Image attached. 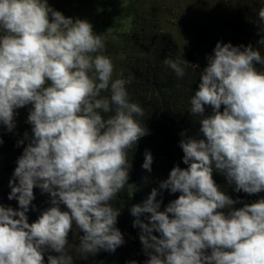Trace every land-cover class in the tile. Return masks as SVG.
<instances>
[{
    "label": "clouds",
    "instance_id": "clouds-1",
    "mask_svg": "<svg viewBox=\"0 0 264 264\" xmlns=\"http://www.w3.org/2000/svg\"><path fill=\"white\" fill-rule=\"evenodd\" d=\"M258 17L264 22V7ZM104 48L88 20L65 17L48 0H0V125L12 132L16 110L31 105V135L24 133L8 196L19 209L0 204V264H45V254L47 264H74L67 239L74 227L83 257L126 242L112 202L130 185L128 152L148 130L135 118L144 112L129 101L130 80L113 79ZM207 61L190 99L199 133L179 142L187 167L175 165L130 208L143 264H264V198L233 199L212 175L214 166L236 192L264 191V70L257 68L264 57L251 44L217 42ZM164 64L185 75L179 61ZM152 163L146 151L142 167L151 172ZM35 188L50 206L29 223ZM162 190L179 193L163 210Z\"/></svg>",
    "mask_w": 264,
    "mask_h": 264
},
{
    "label": "trees",
    "instance_id": "trees-1",
    "mask_svg": "<svg viewBox=\"0 0 264 264\" xmlns=\"http://www.w3.org/2000/svg\"><path fill=\"white\" fill-rule=\"evenodd\" d=\"M229 8L227 21L223 24L219 34L197 35L194 38V49L198 56L192 63L181 61V51L169 34L159 30L140 29L131 32L126 45L131 49L126 53L120 63L122 71L118 78L129 79L126 85L129 101L138 104L144 115L135 117L141 126L146 127L148 134L141 137L136 145L128 152V159L132 167L129 172L130 185L118 194L112 202L114 207L121 209L117 219V228L124 234L125 244L117 248L115 252L101 250L95 256H80L75 251L78 245L79 230L73 228L68 235V241L73 255L74 264H127L135 260L138 264L148 258L142 249L139 240L141 229L133 226L136 219L130 214L133 205H143L152 188H158L159 182L167 179L171 169L183 164V150L179 142L186 137L197 136L199 133V120L201 117L192 116L190 112V99L198 89L200 83V71L207 66V57L214 54L217 42L231 43L234 46L251 44L260 51L264 57V44L258 42L264 38V22L258 17L259 10L264 7V0H226ZM179 61L185 69V75L177 77L175 72L164 64V60ZM197 65L198 67H194ZM264 70V66L257 65ZM122 74V76H121ZM109 95V93H102ZM31 105L25 106L23 114L19 115L16 132H4L0 139V204L19 209L17 199L9 200L11 192L10 180H14V170L17 160L22 155L28 141L24 139V133L31 135V125L27 117ZM223 110V106L221 108ZM211 108L206 106L205 114H211ZM186 131V136L181 133ZM24 143L18 146V142ZM150 151L153 156L152 171L148 172L142 167L145 160V152ZM213 179L220 190L233 199L251 203L264 198V191L257 194H247L243 191L236 192L235 185L229 184L226 176L215 170L213 166ZM18 183V181H15ZM35 199L31 202L26 213L29 223L38 220L41 212L50 206L49 196L41 194L38 188L34 189ZM179 193L171 194L162 190L157 200H162L161 210ZM243 205L238 203L236 208ZM64 208V206H61ZM144 213L140 219L148 223V216ZM159 235L158 233H153ZM54 254V253H53ZM47 264V254H45Z\"/></svg>",
    "mask_w": 264,
    "mask_h": 264
},
{
    "label": "rangeland",
    "instance_id": "rangeland-1",
    "mask_svg": "<svg viewBox=\"0 0 264 264\" xmlns=\"http://www.w3.org/2000/svg\"><path fill=\"white\" fill-rule=\"evenodd\" d=\"M48 4L65 17L88 20L94 33L102 35L103 54L114 65L113 79L122 71L124 54L131 52L125 43L131 32L147 29L169 34L181 51V61L192 63L198 56L194 38L219 34L229 15L226 0H48ZM24 108L16 110V128L10 133L16 132ZM4 132L9 131L0 125V136Z\"/></svg>",
    "mask_w": 264,
    "mask_h": 264
},
{
    "label": "water",
    "instance_id": "water-1",
    "mask_svg": "<svg viewBox=\"0 0 264 264\" xmlns=\"http://www.w3.org/2000/svg\"><path fill=\"white\" fill-rule=\"evenodd\" d=\"M187 62H192V60L190 58H188Z\"/></svg>",
    "mask_w": 264,
    "mask_h": 264
}]
</instances>
